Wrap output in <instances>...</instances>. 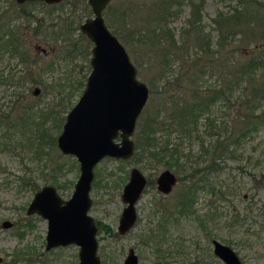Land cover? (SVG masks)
Masks as SVG:
<instances>
[{
    "label": "rangeland",
    "instance_id": "rangeland-1",
    "mask_svg": "<svg viewBox=\"0 0 264 264\" xmlns=\"http://www.w3.org/2000/svg\"><path fill=\"white\" fill-rule=\"evenodd\" d=\"M160 1L112 0L103 12L106 25L123 44L137 68L138 78L149 90L152 88L154 91L153 100L150 94L139 119L143 116L149 119V112L164 99L163 92L169 89L172 91V87L173 90L180 88L186 68L192 61H198L201 67L206 66L204 80L206 84L215 85L221 83L220 66L227 56H241L246 61L258 51L264 50V0H241L248 4L245 13H251L252 17L244 18L241 25L235 28V34L234 27L228 25L221 28L225 23L219 21L220 25L215 19L220 14H230L234 7L242 8L240 0H203L200 11L203 38L199 35V42L198 35L190 34L188 42L185 34L187 21L192 18L187 3L181 5L179 12L169 18L168 27L174 33L180 49L177 57L169 56L165 63L159 57L165 48L164 43L160 46L149 43V39H156L154 34H149V16L154 14L155 4ZM0 15L6 16L4 39L9 40L15 36L25 41L29 53L39 64L48 66L57 58L53 70L42 72L41 78L32 73L31 77L35 81L56 85L54 93L60 89L63 98L76 80L85 83L91 69L92 43L84 35L85 40L83 38V44L79 46L82 33L75 23L80 20L81 24L92 16L86 0H63L56 5L38 1L18 4L13 0H0ZM67 22H71L73 27L69 32L71 25H68L67 32L63 34L71 45L68 51L65 50L66 44L57 38V33L64 31L61 28L66 27ZM36 29L38 35L34 34ZM10 32L13 36L7 34ZM218 40L223 46L217 44ZM183 41L188 44H182ZM207 46L212 52L211 57L205 53L211 54L205 48ZM187 47L189 52L186 57L184 53ZM2 57L0 74L2 71L3 76L7 74L8 64L21 69L22 65L16 64L15 57L8 53ZM228 65L232 66L230 63ZM24 86L0 83V116L11 111L12 94L23 92V104L39 103V106H47L44 108L45 115L52 113L46 126L55 136V145L45 150H27L21 143L17 144L16 140L22 142L23 138L12 130L15 139L5 147L1 144L5 127L0 126V264H76L79 247L68 245L46 250L47 220L37 214H26L27 206L36 192L35 184L38 190L47 184L54 185L63 199H68L73 192L79 176V163L75 157L62 154L56 144L66 114L71 108L59 114L58 101L53 102L55 94L45 95L43 84L32 82L30 77ZM35 88L39 90L37 94L33 92ZM80 95L72 98L73 105ZM239 96L237 92L230 99L218 100L211 108L208 115L213 119L216 129H209L204 115L199 119L196 137L193 135L192 139H183L184 151L194 150L200 155L217 138V135L210 136L208 133L218 132L224 137L223 144L230 143V150L234 153L225 157L215 156L220 169L205 173L207 175L201 174L206 162L201 163V172L196 176L202 178L200 185L203 188L195 192L191 212L173 214L168 219L162 244L146 245L142 239L149 228L156 226V211L160 209L162 212L156 200L161 198L160 204L172 208L185 189L184 182L178 180L173 191L163 196L156 191L154 183L159 172L166 168L161 163H135L131 159L106 157L95 166L89 214L97 223L109 227L115 233L112 236L98 227L101 264H121L129 248H133L138 255V264H225L213 253V239L232 247L242 264H264V124L254 133L243 137L238 135L240 130L235 131V123H238L240 115L246 113L243 99ZM62 118L64 120L61 122ZM59 122L62 124L57 128ZM157 136L161 134L157 133ZM170 138L176 141L178 135L174 132ZM132 167H138L152 183L145 188L136 204L138 218L134 226L126 234L120 235L117 233V225L124 207L121 193ZM176 175L179 178L180 174ZM42 176L48 177V180ZM20 177L33 179L36 183L21 185ZM5 220L13 223L10 228L2 227ZM158 232L159 227L155 230V233Z\"/></svg>",
    "mask_w": 264,
    "mask_h": 264
},
{
    "label": "trees",
    "instance_id": "trees-1",
    "mask_svg": "<svg viewBox=\"0 0 264 264\" xmlns=\"http://www.w3.org/2000/svg\"><path fill=\"white\" fill-rule=\"evenodd\" d=\"M184 3L190 6L192 13V18H189L187 21L188 29L185 32L188 37V42L190 34H196L198 37L200 35L203 38L201 35L203 29L201 26L200 14L204 4L203 0H162L159 4H155L154 14L149 16V34L152 33L156 37L155 40L149 39V43L153 45L157 43L159 46L164 43L165 48L162 53H160L159 57L163 59L165 63H167L169 56L177 57V51L180 49V46L177 45V40L174 38V33L168 27V21L170 17L179 12V8ZM239 4L242 5V8L234 7L230 14H220L215 19L218 23L219 21L225 23L224 25L219 23L222 25L221 28L227 27L228 25L234 27L233 34H235V28L239 27L242 21L245 20L244 18L249 19L252 17L251 13H245L248 11V4L244 1L241 2V0ZM75 24L76 27H79L80 20L79 23L77 21ZM68 25H71V22L66 24V27L61 28L64 29V31L60 30V32L57 33V38L60 39L63 44H66V51H68L71 46L69 39L63 37V34L67 32ZM72 29L73 27L71 25L69 32ZM7 34L13 36L11 32ZM34 34H39L37 29L34 31ZM80 36V40L78 41L79 46L83 44L82 39L84 38L85 40L83 33L80 34ZM199 40L200 37L197 41L199 42ZM184 43L188 44L186 41H183L182 44ZM217 44L223 46L220 40H218ZM28 47L25 41L19 40L15 36L11 37L9 40L2 37L0 40L1 59L4 58L2 56L5 53H8L11 57H15L17 60L16 64L19 63L22 67L21 69H16V65L11 67V65L8 64L7 74L3 76V72L1 71L0 83L9 82V84L12 83L16 86L22 85L23 88L25 87L24 84L27 82V79L30 77L32 82L43 84L45 95L54 93L53 90L56 85H46L45 82L35 81L31 75L34 72L38 78H41L42 72L53 70V65L56 64L57 58L53 59L48 66L41 63L39 64L37 59L29 53ZM200 47H202V45H200ZM205 48L211 52L209 46ZM80 52H82V50ZM188 52L189 47H187L184 53L186 57ZM205 53L208 54V56L210 55V57L213 56L212 52L211 54L208 52ZM58 54L60 57V53ZM242 59L245 58H241V56L236 58V56L233 55V58L227 56L222 60L224 64L220 66L222 72L219 73L221 83L215 85L206 84V80H204V76L207 73V70L204 68L206 66L201 67L198 61H192V64L186 68L184 81L183 84L180 85V88L173 90V87H170L172 91L169 89L163 92L162 94H165L164 99L159 101L160 104L149 112V119L143 115V117L139 119L133 137L135 152L131 160L135 163L145 161L150 164L161 163L166 168L179 173L180 176L178 179L184 182L185 185V189L179 194V198L172 208H167L165 204L158 203L162 212L159 211L160 209L156 211V226L146 231L145 237L142 239L143 244H162L165 224L168 222V219L173 214L184 215L191 212L195 192L203 188L200 185L202 178L200 175L196 176L201 172V163L206 162L205 168L201 174L207 175L205 173H212L220 169L215 162V156L225 157L233 155L234 152L230 150V143L223 144L224 137L220 135L221 133L217 132V134H214L212 131L209 132L208 135H217V138H215L212 144L206 147V150H204L202 154H196L194 150L184 151L183 149V139H192L193 135L196 137L199 119L204 115H206L205 118L209 129H216L213 124V119H211L208 114L218 100H227L232 98L235 93H240L239 97L243 99L242 103L245 104L246 113L240 115L237 121L238 123H235V126L237 125L235 131L238 132L240 130L238 135L241 137L256 132L264 124V50L258 51L246 61ZM229 63L232 66H229ZM38 69H40L41 72H39ZM186 76H188V78H186ZM22 79L24 80L23 84ZM84 85L85 83L83 81L76 80L69 90L70 92H68L64 98L61 95L60 89L54 93L55 95L53 97L55 100H53V102L58 101L57 106L58 108L60 107L58 110L59 114L63 110H66V108H71L73 106L72 98L82 92ZM150 94H154L152 88L149 90V95ZM22 99L23 92L12 94V99H10V103H12L11 111L0 116V126L5 127L2 136L4 140L1 141V144L5 147L11 145V142L15 139L12 131L14 130L20 134V138H23L22 142L16 140L17 144L21 143L22 147L27 150H45L47 148H52L55 145V136L51 134L50 129H47L48 127L46 126L52 113L45 115L44 108L47 106H39V103L31 102L23 104L21 101ZM151 100H153V95ZM14 107L15 110H13ZM63 120L62 118L61 122ZM61 124L60 122L57 123V128H60ZM10 130L12 132H10ZM174 132L178 135L176 141H172L170 138L171 134ZM157 133H160L161 136H157ZM204 170H206V172H204ZM42 177L48 180V177ZM20 182L21 185H32L36 183L33 179H23L21 177ZM150 183L152 182L149 181V184ZM35 185L34 191H37L38 185ZM59 187L58 185V188ZM97 226L103 228L110 235H115L109 227L101 225L100 223H97ZM157 227H159V232L155 233Z\"/></svg>",
    "mask_w": 264,
    "mask_h": 264
},
{
    "label": "water",
    "instance_id": "water-1",
    "mask_svg": "<svg viewBox=\"0 0 264 264\" xmlns=\"http://www.w3.org/2000/svg\"><path fill=\"white\" fill-rule=\"evenodd\" d=\"M18 4L40 1L58 4L63 0H13ZM112 0H86L92 16L79 26L92 43L90 72L78 100L67 112L56 144L64 155L79 163V176L68 199H63L51 184L37 190L26 209L47 220L45 249L77 245L76 264H101L98 252V227L89 214L90 191L95 166L105 157L130 159L135 151L133 136L138 119L148 101V86L137 76V68L123 44L105 23L103 12ZM38 89L33 90L34 94ZM177 181L169 169L156 178L157 189L169 193ZM147 184L138 167H132L121 193L122 208L117 233L126 234L138 218L136 204ZM9 220L2 223L7 229ZM213 253L225 264H242L236 251L213 239ZM139 258L129 248L121 264H138Z\"/></svg>",
    "mask_w": 264,
    "mask_h": 264
},
{
    "label": "flooded vegetation",
    "instance_id": "flooded-vegetation-1",
    "mask_svg": "<svg viewBox=\"0 0 264 264\" xmlns=\"http://www.w3.org/2000/svg\"><path fill=\"white\" fill-rule=\"evenodd\" d=\"M27 2H33V1H27ZM24 3H26V2H24ZM24 3H22V4H24ZM6 16L5 15H0V40L2 39V34L6 31L5 30V25H6ZM44 52V51H43ZM47 53V52H46ZM138 123V122H137ZM136 129H137V126H136ZM136 132V131H135ZM134 137V136H133ZM135 143V142H134ZM135 152V151H134ZM134 155V154H133ZM133 157V156H132ZM131 157V158H132ZM106 158V157H105ZM109 158H111V157H109ZM130 158V159H131ZM104 159V158H103ZM130 159H128V160H130ZM118 160H123V159H118ZM165 169H169V168H165ZM165 169H163V170H165ZM171 172H173L175 175H176V173L174 172V171H172L171 169H169ZM162 171V170H161ZM160 171V172H161ZM130 172V171H129ZM160 172H159V174H160ZM158 174V175H159ZM158 175H157V177H158ZM146 177V176H145ZM156 177V178H157ZM176 177H177V181H176V183L174 184V186H173V188H172V190L169 192V193H162L161 191H159L158 189H157V183H156V178L154 179V183H155V185H156V191L158 192V193H160V194H162L163 196H166V195H168V194H170L172 191H173V189L175 188V186H176V184L178 183V176L176 175ZM128 178H129V175H128ZM146 179H147V184H146V187L147 186H149V179L146 177ZM128 181V180H127ZM125 185V184H124ZM145 187V188H146ZM145 190V189H144ZM144 192V191H143ZM155 201V200H154ZM157 201V203H159L160 204V202H161V198H159V199H157L156 200ZM125 205V204H124ZM41 217V216H40ZM96 224H97V222H96ZM98 227V226H97ZM46 245V244H45Z\"/></svg>",
    "mask_w": 264,
    "mask_h": 264
}]
</instances>
